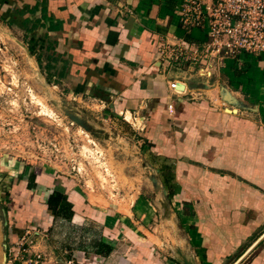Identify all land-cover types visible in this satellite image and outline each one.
I'll return each instance as SVG.
<instances>
[{
	"label": "crops",
	"instance_id": "obj_1",
	"mask_svg": "<svg viewBox=\"0 0 264 264\" xmlns=\"http://www.w3.org/2000/svg\"><path fill=\"white\" fill-rule=\"evenodd\" d=\"M185 1L15 0L2 9L14 12L23 36L32 30L29 50L64 91L144 127L137 129L145 166L157 173L151 179L181 223L150 227L62 184L74 204L64 227L75 239L63 233L55 241L45 201L56 186L32 170L4 187L17 195L5 204L9 214L4 209L8 247L16 244L12 218L24 217L25 229L43 233L34 246L42 264L59 263L56 246H70L78 264H184L182 255L194 264H264V53L214 60L211 77H201L198 64L166 60L164 44L204 46L207 28L183 25ZM175 81L182 93L170 87ZM30 174L37 184L29 189ZM40 242L50 244L47 257ZM63 254L64 264L71 255Z\"/></svg>",
	"mask_w": 264,
	"mask_h": 264
},
{
	"label": "rangeland",
	"instance_id": "obj_2",
	"mask_svg": "<svg viewBox=\"0 0 264 264\" xmlns=\"http://www.w3.org/2000/svg\"><path fill=\"white\" fill-rule=\"evenodd\" d=\"M14 1L0 0V264H6L5 234L10 230L5 223L4 191L12 199L17 197L4 187L32 170L43 171L55 186L78 187L104 208L112 205L130 217L139 216L150 227L167 220V228H180L176 209L151 179L157 173L146 167L144 132L137 129L138 123L134 126V120L124 115L105 114L96 100L64 91L61 82L48 75L46 61L29 50L26 37L32 30L23 36L14 12L2 10ZM68 113L83 119L89 130ZM40 192L48 193L42 188ZM39 245L44 252L50 246ZM61 248L55 249L58 264H63Z\"/></svg>",
	"mask_w": 264,
	"mask_h": 264
},
{
	"label": "built area",
	"instance_id": "obj_3",
	"mask_svg": "<svg viewBox=\"0 0 264 264\" xmlns=\"http://www.w3.org/2000/svg\"><path fill=\"white\" fill-rule=\"evenodd\" d=\"M182 19L184 26L207 28L203 48L195 43L189 46L183 42L180 45L164 44L160 53L166 60H184L193 67L198 64L201 77H211L213 61H220L224 56L241 52L264 53V0H186ZM170 87L179 93L184 90L178 88L176 81ZM41 234L39 229H25L17 243L7 248L5 263L42 264L44 254L34 250L35 239ZM62 251L71 255L64 264H78L70 246H65Z\"/></svg>",
	"mask_w": 264,
	"mask_h": 264
},
{
	"label": "trees",
	"instance_id": "obj_4",
	"mask_svg": "<svg viewBox=\"0 0 264 264\" xmlns=\"http://www.w3.org/2000/svg\"><path fill=\"white\" fill-rule=\"evenodd\" d=\"M31 52L33 53V51ZM21 178L22 176L19 177V180H21ZM36 184H37L36 175L30 174V177L26 184V188H29V189L33 188L36 186ZM64 191L65 189H63V187L56 186L53 192L51 193V195L49 196V198L47 199V201H45L47 210L51 213L54 219L53 220L54 222L52 223L49 231L51 232V236L55 237L54 239L55 241L62 242L61 238L64 233L65 235H70L69 236L70 242H72L75 239L73 235V232L75 230L73 229V231L69 232L65 230V228L67 227H64V226L65 224H67L68 221H71L74 216V209H73L74 204L69 200V196ZM8 194H10V191H8ZM4 195L5 197H7L6 202H12L13 199L11 195L8 196L5 191H4ZM3 205L5 206L4 209H6V213L9 214L10 209L6 208L7 206L5 204ZM22 214H25V213H22ZM12 219H13V223L16 224V226L14 227L15 235H16L14 238V243H17L18 239L21 237L22 232H24V229L27 227L26 225L29 222L27 219L25 220L24 217L22 220H19L17 218H12ZM18 220L20 221V223L18 222ZM8 226H9V220H8ZM56 235H59V236H56ZM109 251H110V248L108 249L107 253Z\"/></svg>",
	"mask_w": 264,
	"mask_h": 264
},
{
	"label": "water",
	"instance_id": "obj_5",
	"mask_svg": "<svg viewBox=\"0 0 264 264\" xmlns=\"http://www.w3.org/2000/svg\"><path fill=\"white\" fill-rule=\"evenodd\" d=\"M228 96L229 95H227V98H228ZM68 116L71 118V120H73L74 122L80 124L85 129L89 130V127L86 125V123H85V121L83 119H81L80 117H78L77 115L72 114V113H68ZM94 134H95V136H98V133L95 132ZM154 179L155 178H153V181H154ZM6 250H7V248H6ZM3 258H4V263H5V261H6V252H4ZM178 260L182 261L184 264H194L191 260H187L186 257L183 256V255Z\"/></svg>",
	"mask_w": 264,
	"mask_h": 264
}]
</instances>
